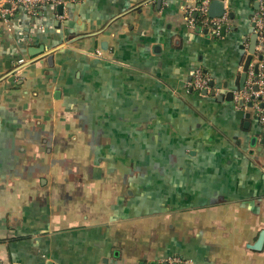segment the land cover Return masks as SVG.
<instances>
[{"label": "crops", "instance_id": "crops-1", "mask_svg": "<svg viewBox=\"0 0 264 264\" xmlns=\"http://www.w3.org/2000/svg\"><path fill=\"white\" fill-rule=\"evenodd\" d=\"M257 1L223 0L218 36L187 26L197 0L6 15L0 264H264V125L225 100Z\"/></svg>", "mask_w": 264, "mask_h": 264}, {"label": "built area", "instance_id": "built-area-1", "mask_svg": "<svg viewBox=\"0 0 264 264\" xmlns=\"http://www.w3.org/2000/svg\"><path fill=\"white\" fill-rule=\"evenodd\" d=\"M212 0H197L194 6L188 8L185 12V21L190 30L194 31L199 28L209 30L215 36H218L222 29L226 30L231 25L228 17V10L224 7V12L219 17H209V4ZM223 1V0H222ZM68 0H0V22L4 25L6 15L15 11H20L27 16L36 15L38 11L45 8H51L53 11L58 6H63ZM7 5V7H6ZM257 9L251 15V35L256 36L255 51L247 67L246 79L242 89L232 90V101L237 105L239 100L243 104H251L254 115L260 125H264V0L257 1ZM197 18V24L195 19ZM246 53H248L249 41L243 43ZM23 62L22 59L18 60ZM187 88L201 94L213 93L210 76L200 69H196L191 79L186 84ZM157 264H191L173 257Z\"/></svg>", "mask_w": 264, "mask_h": 264}, {"label": "water", "instance_id": "water-1", "mask_svg": "<svg viewBox=\"0 0 264 264\" xmlns=\"http://www.w3.org/2000/svg\"><path fill=\"white\" fill-rule=\"evenodd\" d=\"M224 12V5H223V1L222 0H212L211 3L209 4V10H208V15L209 17H219L223 14ZM196 31H199V28L196 29ZM205 32V31H204ZM255 45H256V36L255 34H252L249 37V47H248V53L245 57V61L243 63V67H242V71L239 77V89L243 88L245 79H246V71H247V67L252 59V55L254 54L255 51ZM203 94H206L205 92H203ZM213 94V93H212ZM221 99V97H218V100ZM226 101H231L232 100V92H229L226 97H225ZM239 104H242V100H239ZM248 106L250 107L251 104L249 103ZM261 144L264 145V132L262 133V141ZM264 243V230H262L256 241L252 244L249 245V249L254 250V251H259L261 250L262 246Z\"/></svg>", "mask_w": 264, "mask_h": 264}, {"label": "trees", "instance_id": "trees-1", "mask_svg": "<svg viewBox=\"0 0 264 264\" xmlns=\"http://www.w3.org/2000/svg\"><path fill=\"white\" fill-rule=\"evenodd\" d=\"M195 22H196V24H197V18L195 19Z\"/></svg>", "mask_w": 264, "mask_h": 264}]
</instances>
